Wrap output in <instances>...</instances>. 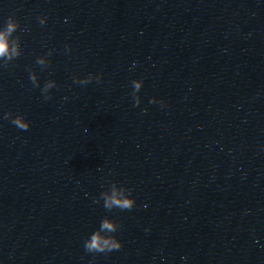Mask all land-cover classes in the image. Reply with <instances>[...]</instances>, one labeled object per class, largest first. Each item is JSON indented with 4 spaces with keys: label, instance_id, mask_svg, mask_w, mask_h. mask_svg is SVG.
<instances>
[{
    "label": "water",
    "instance_id": "obj_1",
    "mask_svg": "<svg viewBox=\"0 0 264 264\" xmlns=\"http://www.w3.org/2000/svg\"><path fill=\"white\" fill-rule=\"evenodd\" d=\"M9 16L21 55L0 61L1 140L264 264V0H0V29Z\"/></svg>",
    "mask_w": 264,
    "mask_h": 264
},
{
    "label": "clouds",
    "instance_id": "obj_2",
    "mask_svg": "<svg viewBox=\"0 0 264 264\" xmlns=\"http://www.w3.org/2000/svg\"><path fill=\"white\" fill-rule=\"evenodd\" d=\"M39 22L41 25L46 23L45 18H39ZM20 27L19 23L16 19L12 16H9L5 26L3 29H0V61H4L3 67L7 68L9 62L13 61L14 59L18 58L21 55V48H20V37L15 36L14 33ZM66 49L70 51V46L66 45ZM51 51H49L48 56H51ZM37 64L41 67H44L45 61L43 59L38 58ZM94 77L89 75L85 79L74 78V82L80 85H88L92 82ZM97 82L100 81V77H95ZM30 80L34 87L39 88L40 84L37 82L36 75L34 72H30ZM134 84V88L136 91L141 89V85L143 84L142 81L136 82L135 80L132 81ZM56 87L55 82L49 81L46 82L42 88V93L44 94V98L51 99V96L48 95L49 89ZM150 103H157L155 99L151 100ZM163 106V102H160ZM134 106H139V101L137 100ZM5 120H11V123L18 127L21 130L27 131L30 128V124L25 121L24 117L17 114L15 118H13L12 113H5L4 117ZM109 188L107 191H104L100 194L99 200H95V203H99L100 200L103 201V207L111 212L113 209H120L121 211L124 210H132L135 205L136 201L131 198L132 192L129 188L118 185L115 182L109 181ZM121 225H119L114 220L105 217L101 221L100 227L98 230L93 232L89 239L84 241L85 250L88 253H109L114 250H120L123 245L122 243L114 236L113 233H116L120 230Z\"/></svg>",
    "mask_w": 264,
    "mask_h": 264
}]
</instances>
